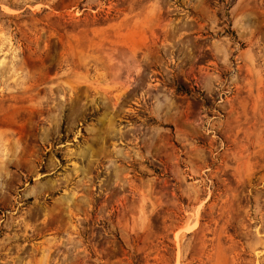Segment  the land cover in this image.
I'll list each match as a JSON object with an SVG mask.
<instances>
[{
  "label": "rangeland",
  "instance_id": "rangeland-1",
  "mask_svg": "<svg viewBox=\"0 0 264 264\" xmlns=\"http://www.w3.org/2000/svg\"><path fill=\"white\" fill-rule=\"evenodd\" d=\"M0 264H264V0H0Z\"/></svg>",
  "mask_w": 264,
  "mask_h": 264
}]
</instances>
